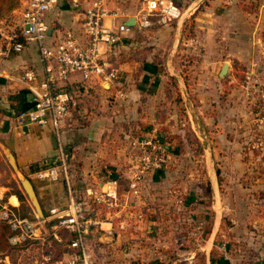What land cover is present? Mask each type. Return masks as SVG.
<instances>
[{
	"label": "rangeland",
	"instance_id": "obj_1",
	"mask_svg": "<svg viewBox=\"0 0 264 264\" xmlns=\"http://www.w3.org/2000/svg\"><path fill=\"white\" fill-rule=\"evenodd\" d=\"M122 1L135 9L128 15L134 14L140 19L142 0ZM175 1L181 6L183 16L179 22L169 24L173 30L167 44L163 48L158 46L160 37H155L156 32L148 31L136 38L131 49L127 48L130 43H127L126 34L118 45L116 56L109 57L118 71L116 84L111 88L113 96L91 101L96 107L109 109L112 106L114 113H122L129 99L126 79L130 75L138 79L142 74L147 53L144 48L152 50L159 59H154V63L162 65L161 74L177 73L167 67V62L175 64L183 76L182 83L175 85L178 96L171 94L169 85L165 87L169 95L165 100L159 85L145 90L143 95L147 98L159 97L152 102L149 99L143 101L147 109L154 106L149 109L152 114L141 115L142 120L130 121L135 124L129 133L131 136L120 141L125 156L137 163L139 148L134 145L139 142L134 139H141L144 131L156 128L157 131L150 134L154 140L160 138L170 142L177 136L181 146L176 149V154L179 153L180 158L174 159L175 144H172L168 151L170 158L164 167L149 169L140 194L130 190V176L136 171V163L131 175L127 172L128 161L120 165V172L113 171L112 165L104 164L108 176L99 178L93 185L103 183V186H98L99 190L92 188L95 194L91 202L89 197H82L89 202L91 210H100L105 216L110 209L96 196L108 182H118L120 205L116 210L120 213L117 219L131 218L128 226L133 227V232L151 238L144 264L157 258V264H213V261L217 264L220 260L226 261L225 264H264V0ZM24 4L25 0H0V44L5 35L18 27ZM198 13H209L211 20L208 23L214 26L211 42L207 43L204 34L206 21L195 19ZM138 18L132 26L127 21L129 30L138 25ZM225 23H230L231 29L242 26L247 40L251 38V54L246 60L237 58L236 54L216 53L226 47L218 30ZM162 26L165 25L148 28ZM205 60H211L213 67L205 68L202 64ZM225 63L229 64L230 70L220 76ZM132 65L134 69H131ZM205 76L210 77L211 84L194 82L203 81ZM184 81L191 85L188 93L190 86L186 87ZM170 126L180 128V132H172ZM168 128L171 133L165 132ZM157 170L163 173L159 180L154 178ZM79 183L86 192V182ZM33 214L34 220H41L40 230L48 237V242L40 246L41 252L51 254L52 262L63 261L65 264L63 251L70 234L62 228L53 230L55 221L49 216L46 215L45 222L36 211L33 210ZM55 232L61 240L55 237ZM29 252L32 254L33 248ZM29 252L13 251L12 263L17 258L25 261ZM1 261L0 264H4ZM80 262L83 264L84 261ZM7 264H10L8 259Z\"/></svg>",
	"mask_w": 264,
	"mask_h": 264
},
{
	"label": "crops",
	"instance_id": "obj_2",
	"mask_svg": "<svg viewBox=\"0 0 264 264\" xmlns=\"http://www.w3.org/2000/svg\"><path fill=\"white\" fill-rule=\"evenodd\" d=\"M105 2V8L107 10L105 22L107 25H111L112 22L116 24H127V21L132 18L134 20L133 22L137 23V20L135 21V19L138 18L137 15H128L129 12L135 11L128 2L122 0H105ZM91 3L92 0H60L59 5L47 16V23L52 29L51 39H56V37L67 28H75L78 31L81 30L85 12ZM208 14L209 13H198L195 16L197 21H206L204 34L207 43L212 41L214 31V26L208 23L211 20ZM196 24L198 25V22H196ZM229 24L225 23L221 29H218L220 35L224 38L223 40H225L222 43L226 44V47H223L224 50L218 49L216 53L225 55L236 54L237 58L246 60L248 55L251 54V43L249 42L251 38L248 37L249 40H247V36L241 28L242 26H233L231 29ZM201 25L202 24L199 23L200 27H202ZM172 30V26L169 25L160 28L141 29L139 25L136 24L126 32L127 43H130L127 45V48L132 49L136 38L141 34L148 33V31L156 32L155 37H160V40H157V45L163 48L170 40ZM175 37L176 35L174 38ZM172 41L174 42V39ZM144 50L147 51V53L145 54L146 59H144L142 63V74L140 77L138 76V79H135L132 75L128 76L126 79L129 91L127 92V96L129 99L126 100L125 109L122 113H114L112 106H109V109H102L92 104L94 103V101H91L93 99L98 100V98L101 97L106 99L113 96L111 88L114 85L103 82L102 85L97 84L90 94H83L81 96L78 105L72 110L64 124L63 140L73 148L75 160L80 168V181L86 182V187L88 188L99 190L97 187L99 186L100 188L103 186V183H99L96 187L93 185L99 178L104 179L108 176V170L106 172L104 171V167L107 168L104 164L107 163L113 166L111 167L113 171L120 172V165L123 161H128L129 171L127 172L130 173L129 175L134 173V164L136 162L125 156L126 152L122 151L123 144H121L120 139L123 137L129 138L131 136L129 133L133 130L135 124L129 123L130 121L139 118L142 120L141 115L152 114L149 109L154 108V106H150V108L147 109L143 101L149 99V101L152 102V100H156V98L158 99L159 97L148 96L149 98H147L146 95H143L145 90H149V88L154 85H159V92L165 100L166 96L169 97V95L166 94L165 87L169 85L172 89V92L170 90L171 94L177 93L178 96V90L175 85L182 83L181 80H183V76L177 70L176 65L167 62V67L175 70L177 73L171 72V75H163L161 74L162 65L159 62L154 63V59H159L154 56L152 50H146L145 48ZM154 52L158 53L157 50ZM116 54L117 50L113 53L107 52L105 56L108 60H111L109 57L116 56ZM136 64L135 66H138L139 62ZM202 64L205 68L213 67L211 60H205ZM31 67L42 75L44 70L43 64L39 50L34 44L29 46L21 54L14 55L12 58L3 61L0 65V70L2 72L0 76V197H3V199L22 216L33 219L35 216L33 210L35 211V209L21 185L19 174L15 172L10 163L7 150L15 157L20 172L29 177L33 182L45 218L50 216V209L52 207L67 206L70 201V196L67 184L63 179L52 182L37 179L33 175L35 172L33 169L34 166H42L46 160L52 159L57 153V147H55L53 140L54 138L56 139V136L51 127L49 125L41 126L38 124L20 126L16 122L18 110L20 108L26 109L31 104L32 95L22 84L12 77L17 76L22 70ZM131 69H134V65L131 66ZM228 70H230V66ZM209 78L210 77L205 76L203 81L195 80L194 82L208 85L212 83ZM73 79L76 78L74 77ZM184 83H186V81H184ZM185 85L186 87L190 86V89H187L186 93H188V90L190 92L191 85L187 83ZM142 89L143 91L141 92ZM90 101L91 103L88 104ZM122 121L124 123H122ZM169 128L172 129V132H176L180 129L172 126ZM169 128L165 131L166 133H171ZM156 131V128L150 129V131H144L145 134L142 138L134 139V141L142 142L145 139H149L150 134ZM176 137L177 136H173L174 139L170 142L164 139H158V141L165 144L168 149H170L172 144H175V147L173 146V148H175V153H173L174 159L180 156L178 155L179 153L176 154L178 152L176 149L181 146L178 145L180 141ZM134 146L135 148H139V152L136 153L138 160V155L141 154L140 145ZM167 157L170 158L169 154ZM208 161L210 162V157H208ZM211 161L214 162L213 157ZM162 174V171L157 170L154 174L155 180H159ZM117 221L118 219H115L112 224L105 220L101 230L98 231L99 233H94L90 237L89 255L91 263L89 262V264H140L141 261L144 264L147 259V254L145 256V252L148 250L147 245L151 240L150 235L147 236V238H143L141 233L140 235L136 234V232H133V227L129 226L123 231L118 227ZM38 222L40 223L41 220L38 219ZM45 222L47 221L45 220ZM142 223L143 222H141V224ZM138 226L139 225H137V227ZM148 231L149 233L151 232L150 230ZM39 232L42 233L40 229ZM58 240L61 239L58 238ZM41 245L43 244L40 242L33 245V253L31 254V252H29L30 249L27 250L29 256L25 257V261H22L21 258H17L14 264H39L43 261L45 255V253L40 250ZM66 245L68 248L66 247L63 251V259L66 258V262L72 258L74 253H79L81 257L80 251L71 247V242H67ZM7 259L10 264H13L8 255L1 256L0 258V260H2L1 262L4 264H7ZM157 259L156 261L154 259L148 264H157ZM187 259H189V257ZM78 264H82V262L79 261Z\"/></svg>",
	"mask_w": 264,
	"mask_h": 264
},
{
	"label": "built area",
	"instance_id": "obj_3",
	"mask_svg": "<svg viewBox=\"0 0 264 264\" xmlns=\"http://www.w3.org/2000/svg\"><path fill=\"white\" fill-rule=\"evenodd\" d=\"M59 2L60 0H25L18 27L5 35L0 44V65L33 44L39 50L44 69L42 75L31 67L12 77L32 95L31 104L16 115V122L20 126L49 125L55 134L56 155L46 160L43 167L33 175L41 180L55 182L63 179L66 182L70 201L65 207L50 209L49 217L55 221L52 228H64L73 234L71 247L80 251L81 257L79 253H74L65 264H78L80 260L84 261L83 264H89L90 237L101 230L105 220L113 224L120 213L116 210L120 205L119 184L116 180L108 182L106 188L96 196L97 200H104L110 209L105 218L100 210L92 212L85 197L76 199L72 184L74 154L71 146L63 140L64 124L83 94H90L97 84L102 85L103 82L116 84L117 68L106 58L105 53L117 50L118 45L124 41L129 26L114 22L107 25L105 0H92L85 12L81 30L67 28L56 39H51L52 29L47 23V16ZM141 12L138 21L141 29L156 24L169 25L183 16V10L175 0H142ZM139 145L141 154L130 184V190L134 194L141 193L149 169L164 167L169 151L165 144L152 138L139 142ZM93 194L95 193L91 188L86 189L85 196L89 200ZM0 219L6 221L15 232L10 237L13 245L36 239L43 245L48 242V237L39 232V222L22 216L3 197H0ZM130 219L118 220V227L126 230ZM55 237L59 238L56 232ZM39 264H63V261L52 262L51 254H45Z\"/></svg>",
	"mask_w": 264,
	"mask_h": 264
},
{
	"label": "trees",
	"instance_id": "obj_4",
	"mask_svg": "<svg viewBox=\"0 0 264 264\" xmlns=\"http://www.w3.org/2000/svg\"><path fill=\"white\" fill-rule=\"evenodd\" d=\"M23 110H24L23 108H20L18 110L17 114L21 113ZM73 154H74V151H73ZM73 164H74V170H73L74 177L72 179L73 192L75 194L76 199L77 200H80L83 195L84 196L86 195V192H85V188L82 185H80V183H79V181L81 179L80 178V168H79L78 163L75 160V154H74ZM42 167H43V165L42 166L37 165V166H34L33 169L35 171H38ZM83 193H85V194H83ZM89 201L91 202V198H90ZM92 212L94 213V212H96V210L93 209ZM62 229H64V228H62ZM0 232H1V236H0V248H1V251H2V255L1 256L8 255L11 258V255H12L11 253L13 251L17 250V249L18 250H21V251L24 250V251L28 252L27 251L28 249H32L33 248V245H35L36 243L40 242L38 239H36V240H28V241H25L23 243L13 245L10 242V237H12L15 234V232L12 231L11 228H10V226H9V224L6 221L2 220V219H0ZM69 234H70V240H69V242H71L72 239L74 238V235L71 234V233H69ZM73 249H75V248H73ZM225 262L226 261H224V260H220L217 264H222V263L225 264ZM213 264H216V263H214V261H213Z\"/></svg>",
	"mask_w": 264,
	"mask_h": 264
},
{
	"label": "water",
	"instance_id": "obj_5",
	"mask_svg": "<svg viewBox=\"0 0 264 264\" xmlns=\"http://www.w3.org/2000/svg\"><path fill=\"white\" fill-rule=\"evenodd\" d=\"M128 25L129 26L133 25V19H130L128 21ZM228 69H229V64L225 63L223 65L221 71H220V76L225 75L227 73ZM53 140H54L55 147H57L56 139L54 138ZM7 155L9 157L10 163H11L12 167L14 168L15 172L19 174L21 185H22L23 189L25 190L26 194L28 195L30 201L32 202L35 211L37 212V214L40 217H42V219L45 218V214H44L42 206L39 202V199L37 197L33 182L31 181V179L29 177H27L22 172H20L19 167H18L16 160H15V157L13 156V154L9 150H7Z\"/></svg>",
	"mask_w": 264,
	"mask_h": 264
}]
</instances>
